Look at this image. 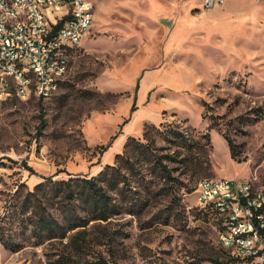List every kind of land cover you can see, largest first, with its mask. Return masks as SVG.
I'll use <instances>...</instances> for the list:
<instances>
[{
  "label": "rangeland",
  "instance_id": "374dc122",
  "mask_svg": "<svg viewBox=\"0 0 264 264\" xmlns=\"http://www.w3.org/2000/svg\"><path fill=\"white\" fill-rule=\"evenodd\" d=\"M92 25L50 98L0 99V224L23 230L10 212L46 179H90L107 164L118 167L111 203L93 215L86 196L37 192L65 237L30 227L19 249L0 243V264H264L224 249L219 215L197 198L207 178L264 185V0H103ZM219 40L226 57L210 56ZM114 135L144 146L116 163L114 143L100 149Z\"/></svg>",
  "mask_w": 264,
  "mask_h": 264
},
{
  "label": "built area",
  "instance_id": "2783aa9c",
  "mask_svg": "<svg viewBox=\"0 0 264 264\" xmlns=\"http://www.w3.org/2000/svg\"><path fill=\"white\" fill-rule=\"evenodd\" d=\"M226 0H203L207 9L225 4ZM99 0H55L49 10L37 7V0H0V74L10 73L13 82H21V71H14L12 61H21L22 69L38 74L39 90L43 98L51 97L50 80L62 78L68 68L64 59L82 46L92 25ZM17 6H25L28 13L36 14V21L14 18ZM65 18H72V25H65ZM0 84V99H3ZM28 91L22 90V98ZM246 188L243 180L235 178H207L197 187V198L205 207L206 202L219 199V209L225 211V221L232 222V238H225V229L219 236L221 246L240 261L264 263V190ZM217 210H209L216 215ZM253 237H260V244H253Z\"/></svg>",
  "mask_w": 264,
  "mask_h": 264
},
{
  "label": "trees",
  "instance_id": "16d2710c",
  "mask_svg": "<svg viewBox=\"0 0 264 264\" xmlns=\"http://www.w3.org/2000/svg\"><path fill=\"white\" fill-rule=\"evenodd\" d=\"M137 109L136 103L133 104L132 113L135 112ZM128 121L126 120L124 123L126 124ZM148 132H145L144 137L147 138ZM117 135H114L108 144L101 145V153H105L110 149L113 145L114 140L116 139ZM227 139V138H226ZM229 143V148L231 151L232 158H236L235 146L229 139H227ZM132 143H135L141 147L144 144L137 140L136 138L129 137L125 146H124V153L116 154V163H119L120 160L126 158L128 155V149ZM242 162V161H238ZM163 170H168L167 166L163 164V161L159 162ZM31 169V168H29ZM118 169L117 166L107 164L103 170H101L97 177H92L90 179L87 178H70L68 180H53V178H48L44 182L39 183L36 185L35 190L30 192L27 196V199L21 205L13 206L10 214H20L17 217V224L19 227H23V230L18 232V229H14L12 227H7L5 224H0V243L6 249H19L20 244H18V238L21 236L22 233L25 235L30 230V233L33 234L34 237L39 239H53L56 236L62 235L65 237L66 230L61 223H59L57 216L55 213L50 211L47 207V203H44L41 198L38 197L37 192L42 193V197L49 201V196L52 192H55L56 195L60 193L64 194V198L69 202L72 203L81 195L87 197V202L90 204L89 209L87 211L88 214L97 213L99 211L100 206L106 207L111 203V196L109 195L105 183L109 181V174L113 171ZM111 180V179H110ZM79 193V194H78ZM16 200L19 198L16 197V194L13 196ZM36 203V204H35ZM20 206V207H19ZM17 208H20V212H14ZM75 208V207H74ZM73 210H67L65 214V222L71 221L72 215H78L77 208ZM205 209V208H204ZM209 210H215L213 207H207L206 211L214 214V212ZM98 214V213H97ZM215 215V214H214ZM18 216V215H17ZM216 216L219 220V217L216 212ZM98 219L106 220L107 215L101 212L98 216ZM220 222V220H219ZM221 223V222H220ZM69 229V227L67 228ZM71 230V228L69 229ZM235 258V257H234ZM237 259V258H235ZM239 260V259H237ZM240 261V260H239ZM97 264H107L105 261H100Z\"/></svg>",
  "mask_w": 264,
  "mask_h": 264
},
{
  "label": "bare ground",
  "instance_id": "6f19581e",
  "mask_svg": "<svg viewBox=\"0 0 264 264\" xmlns=\"http://www.w3.org/2000/svg\"><path fill=\"white\" fill-rule=\"evenodd\" d=\"M8 5H15V0H8ZM55 6V0H37V7L42 10H49ZM26 15V21H36V14L28 13V8L25 6H17L14 10V18H22ZM94 15H91L90 25L93 24ZM65 25H72V18H65ZM69 59H64L63 68H68ZM12 68L14 71H21V82H13V89L11 88L10 73L0 74L1 90L3 91V99L15 94L22 97V90L28 91V95L34 94L43 98V90H39L38 86V74L30 72L29 69H22L21 61H12ZM59 79L50 80V92L52 94L57 90L59 86ZM243 185L246 188H255V183L250 181H243ZM256 190H264V185L259 186L256 184ZM201 205V202L199 201ZM202 206V205H201ZM213 207L215 210L219 209V199H212L206 202V207ZM204 207V206H202ZM205 208V207H204ZM217 214L221 219V231L219 236H222V229H225V238H232V222L225 221V211L217 210ZM253 244H260V237H253ZM263 261V260H259Z\"/></svg>",
  "mask_w": 264,
  "mask_h": 264
},
{
  "label": "crops",
  "instance_id": "0c3cea01",
  "mask_svg": "<svg viewBox=\"0 0 264 264\" xmlns=\"http://www.w3.org/2000/svg\"><path fill=\"white\" fill-rule=\"evenodd\" d=\"M102 1L103 0H99V2H98V4H97V7H96V11H95V15H94V20H93V24H94V21H95V18H96V12H97V9H98V7H100L101 6V3H102ZM219 6H221V5H219ZM217 7V6H216ZM257 13H259V12H257ZM259 15H260V13H259ZM92 27H93V25H92ZM91 27V28H92ZM91 30V29H90ZM89 34V33H88ZM88 36V35H87ZM87 36H86V38H87ZM86 38L84 39V40H86ZM83 40V41H84ZM252 40H253V38H252ZM82 41V42H83ZM233 43H236L235 42V40H233ZM221 44H222V40H219V45L221 46ZM250 48V47H249ZM225 48L224 47H220V50L218 51V53H216V54H214V55H210V56H225L226 57V54H225ZM76 51H72V56H73V54L75 53ZM234 55L235 54H237V50H235L234 51V53H233ZM205 58H206V60H208V58H209V56H205ZM226 59V58H225ZM69 62H70V59H69ZM122 139V140H121ZM128 140V139H127ZM126 138H124L123 136L122 137H120L119 139H118V144L117 143H114V145L112 146V148L110 149V150H112V149H115L114 151L115 152H113L114 154H118V153H120L119 151H120V148H116V147H119V146H125V143H126ZM120 142V143H119ZM118 145V146H117ZM122 147V148H123Z\"/></svg>",
  "mask_w": 264,
  "mask_h": 264
}]
</instances>
